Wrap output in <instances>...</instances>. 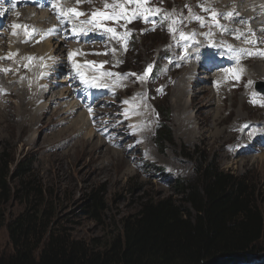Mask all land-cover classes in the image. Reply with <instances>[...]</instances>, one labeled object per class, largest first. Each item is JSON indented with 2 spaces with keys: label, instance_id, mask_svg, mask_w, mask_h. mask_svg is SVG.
<instances>
[{
  "label": "rangeland",
  "instance_id": "obj_1",
  "mask_svg": "<svg viewBox=\"0 0 264 264\" xmlns=\"http://www.w3.org/2000/svg\"><path fill=\"white\" fill-rule=\"evenodd\" d=\"M68 1L70 0H65L67 4L69 3ZM170 1H172V4L168 5ZM206 1L208 0H151L150 6L160 9V15L158 17H163L168 14L172 19H175L172 11L177 10L184 16L186 15L184 12L187 9V7H185L186 4H195L197 7L205 6ZM112 2L113 0L110 3ZM71 5L81 8L90 15L94 11H98L94 2H84L77 5L76 0H72L70 6ZM165 6L171 7L172 10L168 12ZM103 10L105 9L103 8ZM35 11L47 17L50 16L54 21H57L56 16L52 14L49 8H40ZM27 16L29 17L30 15L27 14ZM208 16H211V12H209ZM17 17L16 20L21 19L20 21L25 22L26 25L31 28L38 25L37 19L41 16L33 13V17H27L28 21L22 19L21 15ZM57 24L60 25L58 22ZM156 24L159 25V30L157 29L154 32L150 30V28L144 27L142 22L133 21L132 23H128L125 27L121 26L124 25V21L119 26L115 23L110 24L111 27H116L119 28V30L122 29L123 31L131 33L128 36L129 39L126 41L128 44L126 49L133 55L126 57V60L122 59L121 56L115 58V56L118 55L117 52L122 53L125 47H119L120 49L116 48L113 46L114 42L109 41V55L102 56L100 59H91V62L96 63L97 66L104 65L106 69H112V71H110L111 73L117 74L115 83H117V90L120 91L118 93H111V86H108V92H106L108 95L90 94L85 99L82 98L78 100L68 98L56 102L58 104L55 105L51 104L48 99L43 103L34 101V99H30L31 96L27 93L26 101L32 102L33 104L31 106L34 107L31 108V111L36 110V106H41V104L51 106V109L45 116L44 125L39 124L35 127L37 129L36 132L33 131L32 133L30 131L28 135L26 134L22 137L21 128H26L24 127L25 121L23 120V116L18 114V107L20 101H22L24 97L18 100V97L15 96L13 88H16V85H14V87L9 86L11 89L9 95H11L12 98H10L8 102L0 101V163L4 155L12 162L9 166V179L11 185L15 187L20 182L16 170L17 163L26 160V158L35 159L33 168L34 177H32V181L34 180L35 184H40L44 188L46 197L53 204L56 213L54 225L59 229L68 231L76 239L85 240L87 242L98 240L100 243L102 242L101 245H105L121 231V221L124 218L136 214L144 202H157L168 198L179 201L181 197L176 194L175 183L177 181L187 182V184L195 182L199 178L197 173L204 161L234 176L245 178L254 193V200L257 206L264 212V145L261 139L258 142L250 144V142L237 141L238 138L236 137L223 145L222 142H216L213 137L210 138L209 142H204L200 138L191 141L182 137L180 132L178 133L180 118H183V115L180 111L179 104H175L177 97L175 90L179 88V83L182 82L181 79L183 76L181 79H177L179 74H181V72H177L167 79L164 76V71L176 67L177 60L173 58V55H179L181 53V48H187L189 51L191 44L186 43L185 45L177 46L175 48L177 52L174 53L170 48V43L175 37L176 23L171 24V21H165L162 22V24L158 22ZM205 24H207V19L204 20V25L201 26L200 24V26L204 27ZM165 25L166 27L171 26L174 29L168 38L161 34L166 28ZM11 26L13 25H4L3 31L6 30L7 35L11 34L9 32ZM188 27L194 28L195 30L192 37H189V39L185 41H191L192 38L200 40V35L196 33L199 31L198 25L191 23ZM28 31L32 32V30ZM248 34L249 32L247 36ZM7 35H2L0 38L8 40ZM241 38L240 36L239 39H235L233 43H239L241 46L246 45L240 42ZM48 41V37H45L43 44L38 47L39 52L40 48H44L48 45ZM261 41L264 44V38ZM6 43L8 44L7 41ZM3 48H5V46L2 47L0 44V53ZM104 48L107 50L106 46ZM113 49H115V51L110 53ZM8 50L9 49L6 47L4 50L5 54H8ZM35 50L36 48H34V51ZM95 50H98V48ZM136 50L137 52L135 53ZM89 54H91V51L87 52V59L90 58ZM42 60L43 62L46 61V59ZM249 64V62H246L242 66L243 71L244 67ZM149 65L152 66L151 73H149L148 77L144 80H140L139 77L143 76ZM59 68L60 67L56 66L55 70H52L56 72L53 75L51 74L52 71H50V68L43 70V73L48 71V74H51L52 80L56 83L64 80L66 81V77L69 78L68 83L60 84L56 91L58 93L65 89L80 91L79 86H81V84L72 83L68 75L74 68L64 72L59 70ZM186 69L181 70L184 71ZM224 70H227V68ZM100 71L109 72L107 70H99L98 72ZM126 71L131 73V76H125L124 74H126ZM14 73L15 74L9 73L6 77L17 78L20 75L19 71H15ZM23 74L25 78L21 75L20 79H18L19 81L22 79L20 82L27 79L26 75L28 76V74L26 72H23ZM95 74L96 73L93 72V76ZM231 74H236V76L239 75V79H237L236 76H231V84L236 86L244 84L245 87L253 90L254 93L251 95V100L255 93L262 98L264 97V78H262V76H253L256 80H252V83L246 84L249 82V77H247L243 83L241 81L242 73H240V71L238 72L236 70L234 73L231 72ZM182 75H184L183 72ZM46 77L44 75L39 79L41 90L49 91L51 86L57 87V85H53L50 81H47ZM131 77H133L132 81L129 80ZM111 79L112 76L109 78V81ZM104 80L105 77H101L97 81L103 85ZM202 81L194 85V88L193 85H190V90L200 92L203 88L209 90V88L212 87L211 85L206 86ZM23 83L27 82L23 81ZM122 83L124 85L126 84L127 87L122 88ZM253 83L254 86L252 89ZM160 87H162V89ZM180 87L183 89L185 84H181ZM121 91L122 97L125 98L124 100H122ZM233 91L231 90L229 94L224 93L225 95L222 94L220 95L221 97L212 95L210 91H208L209 96L212 98L213 96L215 97L212 104L221 102L220 105L224 109L225 116L228 117L231 113L227 121V126L233 124L235 119H237L236 112L239 110L240 104L242 103L241 95L243 94V90H235L237 93H233ZM138 92H141V96ZM137 94H139L138 99L142 104L148 103V116L152 119V123L145 128L146 136L148 135L149 138L143 139V145L135 147L132 153H129L128 149H131L128 147L127 153L124 147V140L132 137L131 128H127L126 133L121 134L122 131L118 132L117 129L113 127L112 122L119 118L124 122L128 121L129 113L127 109L130 107V98ZM256 94L255 98L257 100L260 99ZM53 95H56V93L52 94V96ZM231 96L234 98L231 99ZM184 97L185 102H187L188 105L191 104L193 107L192 110L187 112L185 118H195L201 106L192 105V99L189 93ZM226 97L230 98H228L229 101L227 100L225 102L227 103L225 106V103L222 101ZM125 101H127V103H125ZM76 102L77 104L80 103L79 109H76L74 116L65 119L69 115L63 114L65 111L64 109L74 105ZM135 103L136 100L134 99V104ZM233 103H235V105H233ZM118 104L120 105L119 107ZM61 106L62 108L64 107V109H61ZM213 108L215 110L217 105ZM89 109H91V111H89ZM260 111H255L245 103V108L241 113V115H243L239 117L241 120L239 122V127L236 125L237 129L240 128L241 131L247 134L251 131L254 121L264 123V113L262 110ZM77 113L86 114L84 117L86 118V122H88L87 124H89L88 130H90V133H93L95 142H100L99 139L102 138L109 144L106 143L107 145L104 147L95 150L88 146L87 137L85 136L88 130L74 132L71 127V123L77 120ZM116 115L118 116L116 117ZM162 116L163 125L170 128L174 138L172 144H166L165 146L157 144L156 131L158 125L161 123ZM113 117L116 118L113 119ZM138 119H140V117H138L137 120ZM195 124L196 123L193 122V125ZM120 125L121 124H115L116 127ZM245 125H248V127H245ZM236 127H234V130ZM225 128L226 126L223 125L220 127V130ZM195 129L198 131L197 125H195ZM110 132H118L117 137L112 138ZM208 136H210V134H208ZM132 138L134 139V143L138 144V141L134 137ZM30 139L34 142L30 141ZM112 149L121 151L119 157H121L122 163H117ZM200 157L202 160L199 159ZM93 194H99L104 206V210L99 209L97 215L93 213L94 207L93 201L91 200ZM6 209L8 212L7 224L12 217L17 216L23 211L24 205H22L21 200L18 199L10 202ZM259 246L264 249V242ZM12 253L13 250L7 226L5 225L0 231V255L8 257Z\"/></svg>",
  "mask_w": 264,
  "mask_h": 264
},
{
  "label": "bare ground",
  "instance_id": "obj_2",
  "mask_svg": "<svg viewBox=\"0 0 264 264\" xmlns=\"http://www.w3.org/2000/svg\"><path fill=\"white\" fill-rule=\"evenodd\" d=\"M71 1L72 0L68 1L69 3L67 4L65 0H0V10H2L3 13L0 14V27L7 24L26 25L25 22L20 21L21 19L16 20V18H18L17 16L20 15L24 20H27V14L30 15L29 17H33V13L41 16L40 18L38 17V25H36L35 27L30 28L28 25H26L28 30H36L35 34L31 37L26 36L24 34L25 30L23 27L14 29L11 26V28L9 29V32L11 34L8 35L6 30L4 32H0V37H2V35L8 36V40L0 38L1 46H5V48H3L0 53V101L8 102V100L12 98L11 95H9L11 91L10 87H14V85H16V88H13L14 94L16 97H18V100L24 97L22 101H20V105L18 107V114H21V116H23V120L25 121L24 127L26 128H21V137L26 134L28 135L30 131L32 133L33 131L36 132L37 129L35 127L39 124L44 125L45 116L48 114V112H50L51 109V106H45L41 104V106H36V110L31 111V108L34 107L31 106L33 104L32 102L26 101L27 93L29 96H31L30 99H34V101H40L43 103L46 99H48L53 105L58 104L56 102H60L68 98H78V92L76 91H72L69 89H65L60 93L56 91L60 84L68 83L69 79L68 77H66V81L64 80L57 83L54 82L52 80L51 74L53 75L54 73H56L55 71H52L55 70L56 66L60 67L59 70L64 72L71 70V68H73V63L83 65L86 64V62H91V59H100L102 56H107L109 55V41H113V46L116 48L125 47V41L123 39H112L110 38L111 34L104 33L99 28L93 30L92 28H90V25L82 24L81 21H86L91 18L90 14L84 12L81 8L77 6H70ZM111 1L112 0H91L90 3L94 2L98 11H104L103 8L105 2L110 3ZM58 3L62 4L58 6ZM54 4L57 5V7L54 8ZM185 7H187V9L186 11H184L186 13V15L184 16L181 15V12L177 10L172 11V14L175 17L177 23L175 26V37L170 43V48L173 50L174 53H176L177 51L175 50V48L177 46L190 43L191 47L189 51L187 50V48H181V53L179 55H173V58L177 60V66L172 68L171 70L164 71V76L167 79H169L174 73L177 72H181L177 79H181V77L183 76L181 79L182 82L179 83V88L175 90L177 96L175 104H179L180 111L183 115V118H180L178 133L180 132L182 137L191 141L200 138L204 142H209L210 138L213 137L216 142H222L223 145H225L232 138L235 139L237 137V141L247 143L250 142V144H253V142H258L261 139L262 144L264 145V123L254 121L251 131H249V133L247 134L241 131L240 128L237 129L236 127V125H238L239 127V122L241 121L239 117L243 115H241V113L245 108V103L248 104L255 111L262 110V112L264 113V107L260 106V103H264V97L262 98L261 96H258L255 93L258 97H260V99L257 100L258 103L256 105H252L251 95L252 93H254L253 90H251V88L245 87L244 84H241L239 86L231 84V72L234 73L236 70L242 73L241 81L243 83L245 79H247V77L250 78L248 79L249 82L246 84H250L252 80H256L253 76L257 77L259 75L264 78V57H260L258 55H247V51H252L254 53L264 52V44L261 41L264 38V0L206 1L205 6L203 5L204 8L211 9L216 13L221 14L218 17L219 26L214 25L213 21L211 20V16H208L209 12L204 11L201 6L197 7L195 4L189 3L186 4ZM40 8H49L52 14H54L58 19L60 25H58L57 21H54L52 17H47L46 15L35 11L36 9ZM61 8L65 10L76 8L77 11L86 14L84 16L78 17V26H76L75 33L73 32L74 26L67 24V16L58 18L57 12ZM228 12H232L237 15L231 20L224 19L223 14H226ZM197 16L203 18V20L207 19V24H205L204 27H201L200 22L195 19V17ZM239 21H245L246 23H241ZM191 23L198 25L199 31H197L196 33L200 35V40L192 38L191 42L181 39V32L184 33V35L187 37H192V34L195 29L188 27ZM81 29H83V31H81ZM50 30H54L52 31L51 35H44ZM116 31L118 36L123 37L122 33H124L125 31H123L122 29L119 30V28H116ZM13 32H16L17 34L13 35ZM248 32L249 34L247 36ZM170 33L171 32H169V27L167 26L161 34L168 38L170 37ZM237 33H239L242 37L240 42L246 45L241 46L239 45V43H233V41L237 39ZM252 33H254V35ZM45 37H48L49 39L48 45H46L44 48H40V52H42L40 53L38 47L43 44ZM127 39L129 38L127 37ZM6 41L8 42V44L6 43ZM229 45H231V50L228 47ZM105 46L107 47V50L104 48ZM126 46H128L127 43ZM6 47L9 49L8 54H5L4 52ZM34 48H36L35 51ZM96 48H98V50H95ZM241 50L245 51L242 52ZM89 51H91V55L90 58L87 59L86 55ZM111 52H113V50H111L110 53ZM136 52L137 50L135 51V53ZM69 53H76V55L73 56L72 60L69 59ZM238 53L239 56L237 55ZM117 54L118 55H116L115 58H119V56H121V58L125 60L126 57L133 55L129 52L128 49L124 50L122 53L117 52ZM42 59H46V61L43 62ZM238 59L239 63L237 62ZM246 62H249L250 64L246 65L243 71L242 66ZM46 68H50V71H52L51 74H48V71L43 73V70ZM225 68H227V70H224ZM81 69L82 71H84L86 76L90 78L93 77V73L88 72V70L85 71L84 68ZM181 69L186 70L182 71ZM107 70L109 72L112 71V69L109 68H107ZM15 71H19L20 73L17 78L6 77V75L9 73L15 74ZM23 72H26L28 74V76L26 75L27 79L23 80L27 83H23V81L20 82L22 79L20 81L18 80L20 79L21 75L25 78ZM182 72L184 75H182ZM113 74L114 75L112 76V79L110 81L109 78L111 76H105V80L103 83V85L105 86L98 87V92L100 94L102 92H108V86H111V93L120 92L117 90V83H115L117 74ZM44 75L45 77L47 75V81H50L53 85H57V87L51 86V89L49 91L41 90L39 79L42 78ZM68 75L71 76L70 80L72 81V83H77L81 80L79 76L75 77L76 72L73 74L70 73ZM98 75L99 74L97 73L95 74V76ZM124 75L131 76V73L126 71V74ZM132 79L133 77L129 78L130 81H132ZM201 81L205 83L206 86L211 85L212 87L209 88V90L203 88L202 91L196 92V90H193V88L195 87L194 85H197ZM254 83L252 85V89ZM181 84H185V87L183 89H181L180 87ZM190 85H193V91L190 90ZM122 86V88L127 87L126 84H123ZM160 88L162 89V87ZM86 89L87 87H85V90ZM237 89L243 90V94L241 93L242 101L240 100L242 103L240 104L239 110H237L236 112L237 119H235L233 124L227 126V121L231 113L228 117L225 116L224 109L220 105L221 102H218V104H212V101L215 97L213 96L212 98L211 96H209L208 91H210L212 95L220 96L224 93L229 94L231 90H234V93ZM54 93H56V95L52 96V94ZM138 93L141 96V92ZM188 93L191 95L192 105L194 104L201 106L195 118H185L187 112L193 109L191 104L188 105V103L184 100V96H186ZM120 94L122 97V91ZM139 94L135 96L129 95L131 96V103L130 107L127 109L129 113L128 121L124 122L121 120V118H119L112 122L113 127L117 129L118 132L122 131L121 134L126 133L127 128H131L132 137H134L138 141V144L134 143V139L132 137L130 139L127 138L126 140H124L125 150L127 151L128 147H130V149L132 150L131 151L128 149L129 153H132L135 147L142 146L143 139L149 138L148 135L146 136L145 128L152 123V119L148 116L149 105L148 103L142 104L139 101ZM133 97L136 100L135 104ZM122 98V100L125 99L124 97ZM228 98H224L223 101L221 99V101L225 103ZM233 98L234 97L231 96V99ZM79 105L80 104H77L76 102L74 103V105L69 106L66 109H64V107L62 108L61 106V109L65 110L63 114L69 115L65 119L74 116L76 113V109H79ZM215 105H217V108L214 110L213 107ZM226 105L227 103H225V106ZM233 105H235V103H233ZM119 106L120 105L118 104V107ZM76 115H78L77 120L71 123L73 131L83 132L85 130H88L89 124H87L88 122H86V118L84 117L86 116V114L84 115L83 113H77ZM117 116L118 115H116V117ZM116 117H113V119H115ZM138 117H140V119L137 120ZM193 122L196 123L195 125H197L198 131L195 129V125H193ZM116 123L121 125L116 127ZM223 125H225L226 128L220 130V127ZM234 127H236L237 130H234ZM89 131L90 130L86 131L87 133L85 136L87 137V145L90 146L93 150L107 145L106 143L108 142H105V140H103L102 138L100 139L103 141L99 139L100 142H95L93 139V133H90ZM118 132H110L111 137H117ZM208 134H210V136H208ZM30 141L34 142L32 139H30ZM112 153L115 155L116 161L119 164L121 162V157H119L121 151L117 149H112Z\"/></svg>",
  "mask_w": 264,
  "mask_h": 264
},
{
  "label": "trees",
  "instance_id": "obj_3",
  "mask_svg": "<svg viewBox=\"0 0 264 264\" xmlns=\"http://www.w3.org/2000/svg\"><path fill=\"white\" fill-rule=\"evenodd\" d=\"M156 133L160 146L174 142L163 116ZM11 163L5 155L0 163V231L7 226L13 253L0 255V264H264L259 246L264 212L248 181L207 161L195 182L175 183L179 201L144 202L105 245L76 239L54 225L53 204L32 181L35 159L17 163L15 187L9 179ZM18 199L24 209L6 224V207ZM91 200L95 215L104 210L99 194Z\"/></svg>",
  "mask_w": 264,
  "mask_h": 264
},
{
  "label": "snow or ice",
  "instance_id": "obj_4",
  "mask_svg": "<svg viewBox=\"0 0 264 264\" xmlns=\"http://www.w3.org/2000/svg\"><path fill=\"white\" fill-rule=\"evenodd\" d=\"M84 2H91V0H76V4L79 5L81 3ZM151 4V0H113L112 3H107L105 2L104 4V11H94L91 14V18L86 20V21H81L82 24H88L91 26V28L94 29H101L104 33H109L111 34L110 38L112 39H123L125 41V50H126V41H127V37L131 34L128 31H125V33L123 34V37L118 36L116 28L115 27H107L105 26L106 21H111L115 24H119V22L121 20L124 21V25L126 26L128 23H132L135 20H143L145 23L149 22V19L151 17L154 16H159L160 15V9L159 8H153L150 6ZM53 7H57V5H53ZM202 9L204 11H208L211 12V20L213 21L214 25L219 26L218 23V17L221 14L216 13L215 11L208 9V8H204L203 6H201ZM111 11H108V10ZM0 14L2 13V10H0ZM86 15L83 12L77 11L76 8H71V9H60L57 12V16L58 18L60 17H64L67 16L69 20L73 19V18H78L81 16ZM237 14L232 13V12H228L226 14H223V18L224 19H233ZM195 19L200 22L201 26L204 25V20L203 18L197 16L195 17ZM165 21H171V24H175L177 23V21L175 19H172L169 15H164L163 17H161V22H165ZM153 23H155L156 21H152ZM241 23H246L245 21H239ZM14 29L16 28H24L25 32L24 34L26 36L31 37L32 35L35 34V29L32 30V32L30 33L28 31V28L26 25H18L15 24L12 26ZM154 30V29H153ZM52 31L54 30H50L48 33H45L44 35H51ZM81 31H83V29H81ZM174 29L170 26L169 27V32H173ZM73 32H76V27H73ZM16 32H13V35H16ZM254 35V33H252ZM180 37L181 39L187 40L189 39V37L185 36L184 33H180ZM43 38V37H42ZM236 38L239 39L240 38V34L237 33ZM27 42V41H26ZM251 42V41H249ZM229 49L231 50V45L228 46ZM113 51H115V49H113ZM242 52L245 50H241ZM76 55V53H69V59L72 60L73 56ZM239 56V53L237 54ZM247 55L248 56H253V55H258L260 57H264V52H252V51H247ZM237 62L239 63V59L237 60ZM103 65L100 66H96L94 62H86V65H79L76 63H73V68L76 70V74L77 76L80 77L81 82L85 83L87 86L89 87H104L105 85H101L97 83V80L101 77H105V76H113L114 74L111 72H103L100 71L98 76H93L91 79H86L85 78V73L84 71H81V68H84L85 71L87 70H92V69H96L97 71L99 70V68H102ZM152 71V66L149 65L148 68L145 70L143 76L139 77L140 80H144L145 78L148 77L149 73H151ZM237 79H239V75L236 76ZM251 83V82H250ZM125 103H127V101H125ZM251 103L253 105H256L258 103L257 99L255 98V94H254V98L251 100ZM261 107H264V103H260ZM89 111H91V109H89ZM245 127H248V125H245Z\"/></svg>",
  "mask_w": 264,
  "mask_h": 264
}]
</instances>
